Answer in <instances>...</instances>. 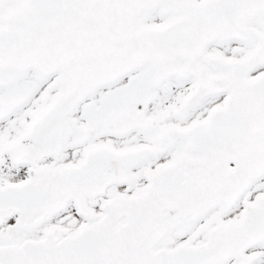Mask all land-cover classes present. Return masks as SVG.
<instances>
[{
    "label": "snow or ice",
    "instance_id": "1",
    "mask_svg": "<svg viewBox=\"0 0 264 264\" xmlns=\"http://www.w3.org/2000/svg\"><path fill=\"white\" fill-rule=\"evenodd\" d=\"M0 264H264V0H0Z\"/></svg>",
    "mask_w": 264,
    "mask_h": 264
}]
</instances>
